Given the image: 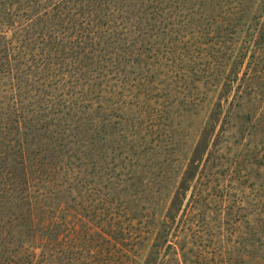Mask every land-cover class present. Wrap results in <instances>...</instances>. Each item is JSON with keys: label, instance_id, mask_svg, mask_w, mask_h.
<instances>
[{"label": "rangeland", "instance_id": "374dc122", "mask_svg": "<svg viewBox=\"0 0 264 264\" xmlns=\"http://www.w3.org/2000/svg\"><path fill=\"white\" fill-rule=\"evenodd\" d=\"M0 67L6 141L41 117L99 173L64 264H264V0H0Z\"/></svg>", "mask_w": 264, "mask_h": 264}, {"label": "trees", "instance_id": "16d2710c", "mask_svg": "<svg viewBox=\"0 0 264 264\" xmlns=\"http://www.w3.org/2000/svg\"><path fill=\"white\" fill-rule=\"evenodd\" d=\"M86 6L88 9L89 4ZM4 57L7 61L3 65L11 63L9 53ZM8 71L13 73L12 69ZM12 79L17 82L12 89L14 105L3 102L0 105V214L6 212L7 217L5 223H0V264H40L43 261L44 264H64L71 252L69 247L77 246L81 235L74 237L73 245L65 244L61 237V228L66 223L63 206L73 191L81 194L83 179L95 178L99 173L82 169L80 165L86 161L79 155V151L83 152L80 147L68 150L58 147L62 141L54 134V129L40 133L36 125L41 117L25 116L22 126L27 129L18 133L14 145L11 144L14 139L6 141L9 127L20 118L19 114L14 118V107L23 112L26 107L23 100L28 99L27 93L33 89L25 87L29 83L24 72L13 73ZM31 102L29 99L28 103ZM54 104L62 102L58 100ZM4 106L8 111L5 116ZM93 148L95 146L87 157L95 165L100 162L95 156L106 159V152H102L101 146L96 147V151ZM179 192L180 188L178 195ZM0 220L4 219L0 216Z\"/></svg>", "mask_w": 264, "mask_h": 264}]
</instances>
